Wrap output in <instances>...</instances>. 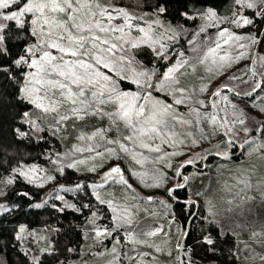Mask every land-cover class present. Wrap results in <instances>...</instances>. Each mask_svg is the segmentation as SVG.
Segmentation results:
<instances>
[{
	"label": "snow or ice",
	"instance_id": "snow-or-ice-1",
	"mask_svg": "<svg viewBox=\"0 0 264 264\" xmlns=\"http://www.w3.org/2000/svg\"><path fill=\"white\" fill-rule=\"evenodd\" d=\"M198 249L264 264V0H0V264Z\"/></svg>",
	"mask_w": 264,
	"mask_h": 264
},
{
	"label": "trees",
	"instance_id": "trees-1",
	"mask_svg": "<svg viewBox=\"0 0 264 264\" xmlns=\"http://www.w3.org/2000/svg\"><path fill=\"white\" fill-rule=\"evenodd\" d=\"M204 182L207 183V179L206 178H205V181ZM41 195H43V193H41ZM7 227L10 229L11 228V225H8ZM8 236H9V233L6 232L4 234L3 239L4 240H7L8 239ZM10 256H11V258L13 260L16 259V253L15 252H11L10 253ZM196 259H197V264H201V262H202V264H209V262L213 258H212V256L210 254H206L203 249H198L197 252H196Z\"/></svg>",
	"mask_w": 264,
	"mask_h": 264
}]
</instances>
